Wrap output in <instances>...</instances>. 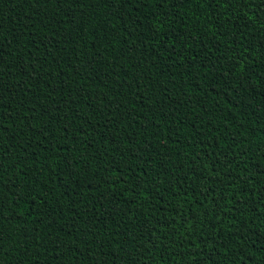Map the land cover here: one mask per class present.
<instances>
[{"label":"trees","instance_id":"trees-1","mask_svg":"<svg viewBox=\"0 0 264 264\" xmlns=\"http://www.w3.org/2000/svg\"><path fill=\"white\" fill-rule=\"evenodd\" d=\"M0 264H264V0H0Z\"/></svg>","mask_w":264,"mask_h":264}]
</instances>
